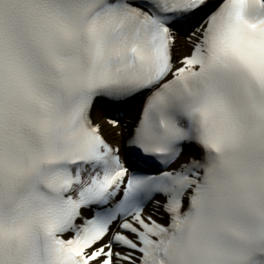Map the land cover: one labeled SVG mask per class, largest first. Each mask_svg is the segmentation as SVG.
<instances>
[{"label": "snow or ice", "instance_id": "obj_1", "mask_svg": "<svg viewBox=\"0 0 264 264\" xmlns=\"http://www.w3.org/2000/svg\"><path fill=\"white\" fill-rule=\"evenodd\" d=\"M0 264H264V0H0Z\"/></svg>", "mask_w": 264, "mask_h": 264}, {"label": "bare ground", "instance_id": "obj_2", "mask_svg": "<svg viewBox=\"0 0 264 264\" xmlns=\"http://www.w3.org/2000/svg\"><path fill=\"white\" fill-rule=\"evenodd\" d=\"M140 104H141V103H140ZM140 104L138 103V105H137L136 108L134 109V113H139V109H138V107L140 106ZM120 143H121V147H123V141H122V139H121Z\"/></svg>", "mask_w": 264, "mask_h": 264}]
</instances>
